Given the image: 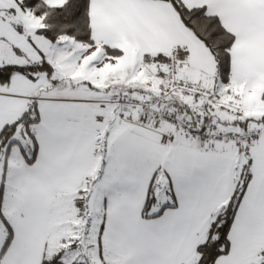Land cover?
<instances>
[{"label": "snow or ice", "instance_id": "6c2138e0", "mask_svg": "<svg viewBox=\"0 0 264 264\" xmlns=\"http://www.w3.org/2000/svg\"><path fill=\"white\" fill-rule=\"evenodd\" d=\"M0 264H264V0H0Z\"/></svg>", "mask_w": 264, "mask_h": 264}]
</instances>
